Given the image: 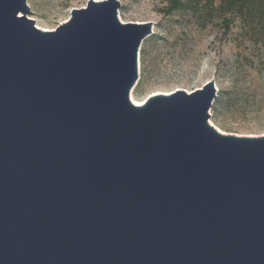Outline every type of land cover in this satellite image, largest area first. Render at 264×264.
Segmentation results:
<instances>
[{
  "label": "water",
  "instance_id": "obj_1",
  "mask_svg": "<svg viewBox=\"0 0 264 264\" xmlns=\"http://www.w3.org/2000/svg\"><path fill=\"white\" fill-rule=\"evenodd\" d=\"M120 6L0 0V264H264V135L210 123L214 80L136 105Z\"/></svg>",
  "mask_w": 264,
  "mask_h": 264
},
{
  "label": "rangeland",
  "instance_id": "obj_2",
  "mask_svg": "<svg viewBox=\"0 0 264 264\" xmlns=\"http://www.w3.org/2000/svg\"><path fill=\"white\" fill-rule=\"evenodd\" d=\"M88 1L27 3L37 25L54 30ZM119 1L122 22L153 23V33L140 46L139 78L131 98L132 93L146 101L178 89L192 92L214 80L219 91L209 110L210 123L226 133L264 135V10L261 18L256 12L245 18L217 0L213 7L168 14L170 0Z\"/></svg>",
  "mask_w": 264,
  "mask_h": 264
},
{
  "label": "trees",
  "instance_id": "obj_3",
  "mask_svg": "<svg viewBox=\"0 0 264 264\" xmlns=\"http://www.w3.org/2000/svg\"><path fill=\"white\" fill-rule=\"evenodd\" d=\"M217 0H170L167 6V13L170 14L177 10H196L199 7H213ZM220 7H227L231 14H241L244 17H251L255 12L261 18L264 10L263 0H219ZM259 4V5H258ZM260 9L257 12V9ZM256 10V11H255Z\"/></svg>",
  "mask_w": 264,
  "mask_h": 264
},
{
  "label": "bare ground",
  "instance_id": "obj_4",
  "mask_svg": "<svg viewBox=\"0 0 264 264\" xmlns=\"http://www.w3.org/2000/svg\"><path fill=\"white\" fill-rule=\"evenodd\" d=\"M40 28H42L44 30H51L50 28H46V27H42V26H40ZM166 94H168V93H166ZM132 100L134 101V103L136 105H142L145 102V100H136L135 97H134V95H133V93H132ZM218 129H219V127H218ZM219 130H221L222 132H224L222 129H219Z\"/></svg>",
  "mask_w": 264,
  "mask_h": 264
}]
</instances>
